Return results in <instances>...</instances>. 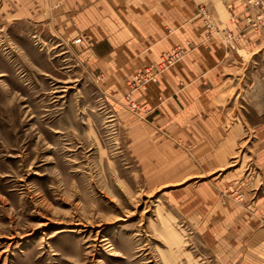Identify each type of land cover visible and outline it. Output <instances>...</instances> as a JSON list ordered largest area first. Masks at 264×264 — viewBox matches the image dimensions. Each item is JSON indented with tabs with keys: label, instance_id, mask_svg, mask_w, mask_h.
I'll list each match as a JSON object with an SVG mask.
<instances>
[{
	"label": "rangeland",
	"instance_id": "374dc122",
	"mask_svg": "<svg viewBox=\"0 0 264 264\" xmlns=\"http://www.w3.org/2000/svg\"><path fill=\"white\" fill-rule=\"evenodd\" d=\"M38 11L0 0V264H223L182 212L179 189L202 181L137 160L78 50L15 17ZM215 192L246 205L237 186Z\"/></svg>",
	"mask_w": 264,
	"mask_h": 264
},
{
	"label": "crops",
	"instance_id": "0c3cea01",
	"mask_svg": "<svg viewBox=\"0 0 264 264\" xmlns=\"http://www.w3.org/2000/svg\"><path fill=\"white\" fill-rule=\"evenodd\" d=\"M23 4L39 6L38 15L16 18L45 23L78 50L133 134L137 160L159 168L157 180L202 181L179 189L182 212L197 220L217 262L264 264V23L255 10L243 0ZM186 41L181 59L131 93V109L125 95L135 70ZM226 186H237L246 205L218 201L215 187Z\"/></svg>",
	"mask_w": 264,
	"mask_h": 264
},
{
	"label": "built area",
	"instance_id": "2783aa9c",
	"mask_svg": "<svg viewBox=\"0 0 264 264\" xmlns=\"http://www.w3.org/2000/svg\"><path fill=\"white\" fill-rule=\"evenodd\" d=\"M244 3L255 10L256 16L261 24L264 23V0H243ZM199 13L206 16L207 10L204 6H199ZM255 24V23H254ZM75 42L80 41L77 37ZM189 42L176 44L167 51L163 52L159 59L147 65L138 67L129 80V90L125 98L131 109H136L137 103L131 98V93L138 88H145L149 83L156 82L161 73L173 66L188 51Z\"/></svg>",
	"mask_w": 264,
	"mask_h": 264
}]
</instances>
